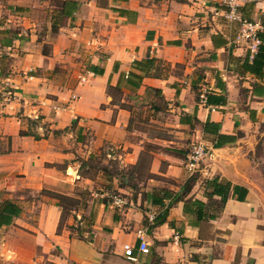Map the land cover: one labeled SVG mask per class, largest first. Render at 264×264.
<instances>
[{"label": "crops", "instance_id": "0c3cea01", "mask_svg": "<svg viewBox=\"0 0 264 264\" xmlns=\"http://www.w3.org/2000/svg\"><path fill=\"white\" fill-rule=\"evenodd\" d=\"M239 13L264 34L258 5ZM223 15L219 0H0V208L17 211L0 214V264H264V192L236 149L264 137V62ZM193 143L209 157L187 187ZM103 146L124 204L71 208L81 237L59 202H79ZM211 179L231 185L221 206Z\"/></svg>", "mask_w": 264, "mask_h": 264}, {"label": "rangeland", "instance_id": "374dc122", "mask_svg": "<svg viewBox=\"0 0 264 264\" xmlns=\"http://www.w3.org/2000/svg\"><path fill=\"white\" fill-rule=\"evenodd\" d=\"M236 149H238L237 153L239 159L243 163H246L245 161L249 160L253 165L252 167L254 170H249L247 173L251 174L253 179H255V182L258 184L257 188L264 192V137H260L257 134L253 137L244 138L238 145H236ZM108 152H110V150L106 146H103L101 152L97 153L90 159V162L88 163V165H90L89 170L84 168L86 173L84 177H90L91 181L89 184L81 182V185L77 187L79 188L80 196L78 203L72 204L69 201H64L62 203L64 208L63 218L61 220L62 225H71L77 232H86V220L88 217H76L74 223L71 224L69 223L70 219L67 217L68 215H71L69 210L73 207H78L80 210H86L87 207L90 206L92 198L98 199L100 196L104 197L105 193H107L108 196L106 197L109 200L117 195L114 189H108L109 183L107 181L110 180L109 175L113 176L118 172L120 173L121 168H119L118 162H115V156H108Z\"/></svg>", "mask_w": 264, "mask_h": 264}, {"label": "built area", "instance_id": "2783aa9c", "mask_svg": "<svg viewBox=\"0 0 264 264\" xmlns=\"http://www.w3.org/2000/svg\"><path fill=\"white\" fill-rule=\"evenodd\" d=\"M220 6L224 11V19L230 23H238L239 29L236 33V41L245 45L247 52L253 55L257 52L260 46L259 32L262 30V23L260 20L251 21L245 20L241 17L239 9L247 4H256L259 6L261 14L264 16V0H219ZM10 91L0 90V100L6 101L9 99ZM200 99L204 100V96H200ZM209 151L200 143H193L190 145V150L186 156V162L184 167L189 174H196L201 169V165L208 159ZM1 202V199H0ZM111 205L115 207L123 206V200L120 196L115 195L111 198ZM140 239L139 251L141 253H148V247L143 241V232L137 233ZM174 239H178V235L175 234ZM124 255L130 260L134 261L135 258L132 255L131 247L124 246Z\"/></svg>", "mask_w": 264, "mask_h": 264}, {"label": "trees", "instance_id": "16d2710c", "mask_svg": "<svg viewBox=\"0 0 264 264\" xmlns=\"http://www.w3.org/2000/svg\"><path fill=\"white\" fill-rule=\"evenodd\" d=\"M259 39L262 42V44L258 47V53H257V55L255 56L254 59L259 58V61H263L264 62V34H260L259 35ZM149 62H151V61H149ZM219 146H221V144H218V143L215 144V148H219ZM83 164L85 165L86 163H83ZM197 178H198V175L197 174H193L191 177H189V179H188V181L186 183V186L189 187V185L191 183H193L194 181H196ZM203 184H204L205 190L208 191V192H206V197L209 199V201L212 202L213 201L212 197L219 196L220 197V206L223 205L226 202V200L229 197L230 188H231V185L229 183H222V182H219L217 179H211V180H204ZM108 189H110V188L108 187ZM237 190L238 189L235 188V192ZM242 192L245 195L246 192L245 191H242ZM238 198L239 199H243V197L242 196L240 197V195L238 196ZM62 203H63V201L59 202V206L63 209ZM193 203L197 206L196 209H198V213H197L198 214L197 215V219H198L201 216L200 210L204 207V204H202V203H200L198 201H194ZM186 208L187 207L185 205V210H186ZM4 212L5 213L12 212L14 214L17 213V211L14 210L12 208V206L10 205V203H8V202H5L4 206L2 208H0V214H3ZM165 218H166V213L161 215V217H159V219L157 217V221H155L153 223V226L162 224L164 222ZM88 220L89 219H87L86 221H87V225L89 226L90 222L88 223ZM77 233L81 237L84 234L83 232H77Z\"/></svg>", "mask_w": 264, "mask_h": 264}]
</instances>
